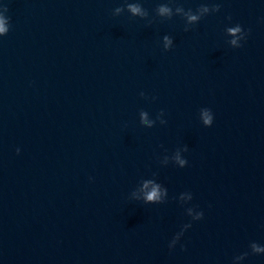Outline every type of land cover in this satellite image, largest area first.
<instances>
[{
    "label": "clouds",
    "instance_id": "9594fccd",
    "mask_svg": "<svg viewBox=\"0 0 264 264\" xmlns=\"http://www.w3.org/2000/svg\"><path fill=\"white\" fill-rule=\"evenodd\" d=\"M154 195V194H153Z\"/></svg>",
    "mask_w": 264,
    "mask_h": 264
}]
</instances>
